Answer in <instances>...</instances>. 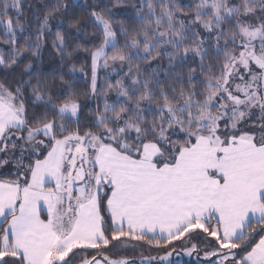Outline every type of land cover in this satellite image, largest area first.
Masks as SVG:
<instances>
[{
	"label": "snow or ice",
	"instance_id": "1",
	"mask_svg": "<svg viewBox=\"0 0 264 264\" xmlns=\"http://www.w3.org/2000/svg\"><path fill=\"white\" fill-rule=\"evenodd\" d=\"M38 2L0 0V264H264V0Z\"/></svg>",
	"mask_w": 264,
	"mask_h": 264
},
{
	"label": "trees",
	"instance_id": "2",
	"mask_svg": "<svg viewBox=\"0 0 264 264\" xmlns=\"http://www.w3.org/2000/svg\"><path fill=\"white\" fill-rule=\"evenodd\" d=\"M29 2L33 3L37 8L40 7V3L38 2V0H29ZM44 3L51 6L54 3V0H44ZM123 3H125L127 5H131L133 3H136V0H123ZM30 12H31V9L25 8L26 14H30ZM104 75H105V73H103V72L100 73L99 76H100L101 80L103 79ZM117 78H118L117 76H115V77L110 76L109 77V79L112 80L113 83L115 82V79H117ZM0 79H2V77H0ZM86 87H87L86 85H83V88H86ZM112 98H114V94L112 92H110L109 93V99L111 100ZM81 102L87 104L88 107H94L95 106V101H93L89 96H83ZM140 250L144 251V252H149V253H152L155 255L162 253V252L157 253L156 250L149 251V250H147V248L145 246H142V248ZM183 264H198V263L194 260H189V261L185 260V261H183Z\"/></svg>",
	"mask_w": 264,
	"mask_h": 264
},
{
	"label": "rangeland",
	"instance_id": "3",
	"mask_svg": "<svg viewBox=\"0 0 264 264\" xmlns=\"http://www.w3.org/2000/svg\"><path fill=\"white\" fill-rule=\"evenodd\" d=\"M102 72L105 73V70L101 69V70H100V73H102ZM100 73H99V75H100ZM105 74H106V73H105ZM115 76H116V75L113 74L111 77H115ZM112 99H113V98H112ZM141 248H142V246H141ZM141 248H140V249H141ZM140 249L137 250V251H128V252H126V253H122V255L139 256V255L141 254V252L143 253V255H155V254H152V253H149V252L141 251ZM160 254H162V253H160ZM185 260H187V261H189V260H194V261H196L198 264H209L208 261L204 260L202 254H201V256H200L199 259L197 258L196 255H193L192 257H183V261H185Z\"/></svg>",
	"mask_w": 264,
	"mask_h": 264
}]
</instances>
